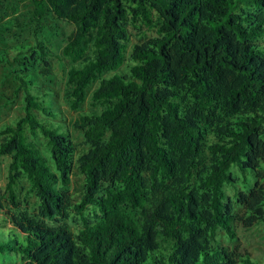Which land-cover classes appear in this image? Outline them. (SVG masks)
<instances>
[{"label":"trees","instance_id":"obj_1","mask_svg":"<svg viewBox=\"0 0 264 264\" xmlns=\"http://www.w3.org/2000/svg\"><path fill=\"white\" fill-rule=\"evenodd\" d=\"M19 5L26 13L14 16ZM206 6L216 13L206 17ZM9 14L14 38L34 36L14 61H35L46 80L55 56L41 38L55 27L48 20L74 27L60 57L69 61L72 111L98 86L96 110L74 124L87 145L78 152L48 95L15 72L26 105L0 130L13 210L2 219L10 226L0 227V256L20 264H264L219 239L224 232L237 241L236 222L264 224V0H0V15ZM24 182L39 218L21 208ZM43 218H73L79 228Z\"/></svg>","mask_w":264,"mask_h":264},{"label":"rangeland","instance_id":"obj_2","mask_svg":"<svg viewBox=\"0 0 264 264\" xmlns=\"http://www.w3.org/2000/svg\"><path fill=\"white\" fill-rule=\"evenodd\" d=\"M204 15L210 16L216 12L211 7H205ZM26 13L24 6H18L14 16H21ZM0 15V56L6 54L7 61L0 62V130L6 125H14L15 122L25 115V91L19 89L20 82L17 80L15 72H22L23 76L28 78L33 84L37 94L48 95V100L53 110L59 114V122L66 124L72 139L76 143L77 150L83 151L87 148L85 144V137L82 131L77 130L74 127L75 121L79 118V115L83 112L95 111L91 105V95L98 84L89 88L86 102L82 105L81 109L72 111L68 100L66 99L67 88V71L69 68V61L61 59L62 51L65 46V40L68 35L73 31L74 27L71 24L56 20L49 19L48 24L54 25V29L46 30L41 38L46 42L47 47L55 53V56L51 57V65L53 69V75L51 80H46L42 77L38 71L37 63L31 60V63L26 67L18 65L14 58L21 50V46H29L34 44V36L32 32L23 34L18 38H14V27H12L10 21L13 15ZM133 35H138L136 31L132 30ZM139 36L133 38V43H137ZM25 68L27 69L25 71ZM127 67H123V71L126 72ZM2 138L0 137V143ZM37 144L42 151H46V141L41 137ZM46 155V154H45ZM9 159H4L0 168V227H8L10 224L4 223L3 218H8L12 215L13 210L8 197L5 193L4 187L6 185L7 166ZM243 179V176L241 175ZM254 183V180L250 178L248 184H245L243 180L240 182V186L244 188ZM24 189L19 192V202L21 208L27 210L29 214L35 218L40 217L39 212V200L35 194L31 193L29 184L23 183ZM83 177L75 176L70 187V192L76 200L79 199L80 194L83 191ZM229 195L233 199V193L229 191ZM231 199V201H233ZM233 212L234 215L239 216L243 212V208L234 203ZM48 224H68L72 230L79 228L78 222L73 219H57L59 223L51 222L46 218H43ZM236 228L238 232V240L230 242L224 232H219V239L224 246H238L241 251H246L252 254L253 257L264 261V224L254 226L251 229H245L242 224L236 222ZM0 264H20L11 256H0Z\"/></svg>","mask_w":264,"mask_h":264}]
</instances>
